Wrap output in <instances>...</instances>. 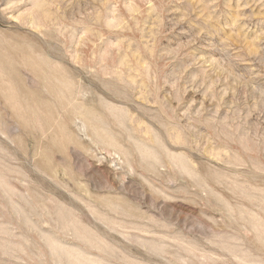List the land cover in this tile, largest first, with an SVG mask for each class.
Returning <instances> with one entry per match:
<instances>
[{
  "label": "rangeland",
  "instance_id": "1",
  "mask_svg": "<svg viewBox=\"0 0 264 264\" xmlns=\"http://www.w3.org/2000/svg\"><path fill=\"white\" fill-rule=\"evenodd\" d=\"M0 264H264V0H0Z\"/></svg>",
  "mask_w": 264,
  "mask_h": 264
},
{
  "label": "bare ground",
  "instance_id": "2",
  "mask_svg": "<svg viewBox=\"0 0 264 264\" xmlns=\"http://www.w3.org/2000/svg\"><path fill=\"white\" fill-rule=\"evenodd\" d=\"M95 129V128H94ZM100 139H102V137L100 138ZM114 139V138H113Z\"/></svg>",
  "mask_w": 264,
  "mask_h": 264
}]
</instances>
